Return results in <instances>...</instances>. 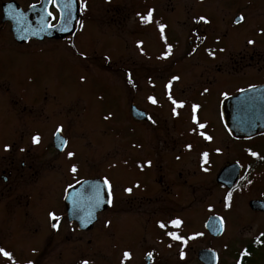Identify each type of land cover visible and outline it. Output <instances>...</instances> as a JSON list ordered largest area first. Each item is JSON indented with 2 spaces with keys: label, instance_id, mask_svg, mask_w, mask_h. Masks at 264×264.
<instances>
[{
  "label": "flooded vegetation",
  "instance_id": "1",
  "mask_svg": "<svg viewBox=\"0 0 264 264\" xmlns=\"http://www.w3.org/2000/svg\"><path fill=\"white\" fill-rule=\"evenodd\" d=\"M7 1H14L21 10H26L41 2H48V12H51L53 16L50 25L54 26L58 21L59 11L51 0H1L0 30L8 25L11 32L10 22L2 21V5ZM81 1L79 23L74 33L58 39L29 38L19 43L11 32L13 41L17 45H25L29 41L64 40L72 37L79 29ZM210 1L181 0L180 2L189 3L190 6L197 3L198 7H205L203 4ZM214 1L220 2L221 0H212ZM140 2L141 8L135 18L139 32L142 34L140 44L145 48L142 47L138 55V63L142 69L137 81L130 75L128 69L124 76L126 90L122 94V102L127 121L122 141L121 184L113 185L109 182L108 170L114 163L113 161L107 162L104 175L98 176L95 173L98 144L94 136L98 128L96 123L89 125L92 132L89 139L82 136L84 134L81 131L86 129L83 125L70 123L72 129H69L70 133H66L63 132L64 127L60 122L50 130L47 135L50 140L47 138L45 142L41 140L42 133H37L34 129L31 130L33 131L30 134L31 140L24 145L17 146L15 144L17 141L12 138L7 150L11 158L4 168H0L2 173L0 176L4 183L13 182L15 184L13 174L17 170V165L12 158L20 160L21 169L27 167L30 173L37 174L40 170L45 173L46 192L44 191L43 195L55 201L49 205L48 209L46 208L45 230L41 232L43 235L42 255L47 264L51 263L52 258L56 260V264L72 263L77 256L81 260H87L88 264H158L155 247L147 245L149 237L142 234L143 231L146 233L148 228L145 222L148 216H153L160 210L192 211L193 197L190 194L194 189L193 179L209 176L216 167L215 162H223L220 168L217 169L218 166L215 168L214 174L218 170L215 181L217 174L225 165L229 163L240 165L239 177L231 188L216 181L227 192L240 188L241 179L247 170L253 168V163L260 162L259 159L264 162V157L260 158L261 155L251 147L248 148V152H251L249 159L245 161L247 166H244L238 159L242 153L240 143L260 137L264 135V131L248 136L237 134L228 127L223 116L222 102L225 99L250 86L264 83L261 81L242 86L237 85L235 89L226 91L227 83L235 80V75L239 73L245 58V56L242 57L237 47L240 46L241 35L236 27L243 23L242 14L237 12L233 19L214 11L202 10L185 14V12L175 11L173 7H170V0L166 2L167 6L164 7L166 10H160L164 0H141ZM149 9L153 10L151 22L142 23L141 16L146 15ZM121 11L112 5L107 13L119 14L118 22L123 25V29H126L128 16ZM200 17L205 19L200 20ZM109 19L114 18L109 17ZM159 24L165 26L163 32L158 27ZM231 30H234L235 37H232V43H227L225 34ZM260 33L261 29L254 34L253 43L246 40L247 44L264 45V41L258 38ZM167 45H171V53L164 56L163 53L168 51ZM230 47L238 48L236 54L238 60L233 59L229 62L228 66L233 71L226 73L222 54L225 50L232 49ZM213 52L214 55L210 54ZM255 58H257L256 62L264 59L260 56L255 57L253 54L249 55L250 60H255ZM173 76L178 79L172 80ZM169 81H171L170 85ZM148 97H154L156 102H151ZM40 98L41 96L33 98L37 100L34 101L36 103L32 102L31 107L42 103ZM172 100L183 101V105H174ZM193 105L198 106L195 110L197 118L195 122L193 121ZM174 107L175 114H173ZM199 124H204V128H199ZM29 127L34 128L32 123H29ZM42 127L47 129L45 124ZM58 128L59 132H57ZM39 134V142L33 143V136H39ZM58 134L63 137L61 148L55 145V137ZM205 136H210L211 139H206ZM15 145L19 148H15ZM109 146L113 144L110 143ZM229 148H234L238 156L225 159L226 149L229 150ZM17 152H21L22 155L18 156ZM24 152L27 153L24 154ZM37 152H42V154H37L35 157ZM69 152L73 153L71 157L68 155ZM253 152L256 155H252ZM203 153H207V157H204ZM53 160L60 162V168L62 165L64 167L60 172L57 171L50 175V171H56V168L51 169ZM72 165L76 166L75 173L70 171ZM80 170L82 172L79 174ZM57 177L56 182L54 179ZM98 178L102 181L107 179L109 182L106 185L107 204L104 208L98 210L101 203H99L97 183L92 184L88 190L77 192L74 197H65L67 189L70 188L69 185L73 187L84 180ZM54 184H59L55 187L56 191L53 190ZM9 187L12 189V185ZM126 189H131V191H126ZM26 199L29 201L28 196ZM26 203L29 204V202ZM68 206L76 208L79 220L70 217L67 211ZM94 209L98 210L95 213V220L90 227H82L87 224L86 218ZM49 212H54L59 220H52L48 215ZM16 214L18 216V211ZM22 216L25 219L30 217L27 211ZM188 219L190 220L191 217ZM170 221L167 219V223ZM158 222L154 228L158 227ZM52 223H57V227L53 228ZM169 225L172 224L169 223ZM172 226L176 230V226ZM119 233L125 234L121 246L114 241ZM177 241L170 236L167 244L172 246ZM99 243L106 244L105 249L109 255V260L102 261V263L97 260L98 256H96ZM180 244L182 245L183 242L180 241ZM125 251L130 253L129 258L124 257ZM149 252L152 253L151 257L147 256ZM88 255L90 256L87 258ZM75 264L81 263L76 262Z\"/></svg>",
  "mask_w": 264,
  "mask_h": 264
},
{
  "label": "rangeland",
  "instance_id": "2",
  "mask_svg": "<svg viewBox=\"0 0 264 264\" xmlns=\"http://www.w3.org/2000/svg\"><path fill=\"white\" fill-rule=\"evenodd\" d=\"M117 1L82 0L79 29L64 40L29 41L25 45H17L8 25L0 30V168H4L11 158L4 145H9L12 138L17 141V146L24 145L31 140V130L34 129L42 133L41 140L45 142L50 130L60 122L66 133L72 129L70 123L83 125L86 129L81 131L82 136L89 139L92 133L89 125L96 123L98 128L94 136L98 144L95 173L104 175L107 162L113 161L115 164L112 163L108 170L109 182L113 185L121 182L122 141L127 121L122 102V94L126 90L124 76L128 69L137 81L142 69L138 55L145 47L140 44L142 34L135 18L140 11L141 0ZM164 1L160 10H166L164 7L168 0ZM170 1V7L185 14L214 11L233 19L237 12L241 13L244 18L243 23L236 27L241 35V43L237 47L245 58L235 80L227 83L226 91L235 89L237 85L264 81V59L259 62H256L257 58L249 59L250 54L264 58V45L247 44L255 40L254 34L259 29L261 33L258 38L264 41V0H211L203 4L205 7H198L197 3L190 6L189 3H181V0ZM112 5L128 16L126 29L118 22L119 14L107 13ZM233 31L225 34V42L232 43V37H235ZM238 48L234 51L227 49L222 54L226 73L233 71L228 65L233 59L238 60ZM39 96L42 103L31 107L32 102L36 103L34 101L37 100L33 98ZM29 123L34 128L29 127ZM43 124L47 129L42 127ZM110 143L113 146L110 147ZM16 145L15 148H19ZM240 146L242 153L238 159L244 166H247L245 161L249 159L250 147L261 155L260 158L264 157V135L242 142ZM233 149H226L225 159L238 156ZM16 154L22 155L21 152ZM37 154L42 152H37L35 157ZM12 159L17 165L13 174L15 184L2 182L0 176V248L12 254L15 264H27L28 261L47 264L42 255L41 232L45 230L46 208L55 201L43 195L46 192V178L42 170L37 174L30 173L27 167L20 168L19 159ZM259 161L247 170L240 188L232 192H227L216 183L218 170L215 174L214 171L223 162H215L216 167L209 176L193 179L194 189L190 194L193 197L192 211L160 210L145 219L148 228L142 234L149 237L146 244L155 247L158 264H205L198 258V252L202 249L214 251L216 259L213 264L242 263L249 244L264 234V212L254 211L248 206L251 199H264V162ZM63 167L60 168L58 160H53L51 169L56 168V171L49 174L60 172ZM54 181L57 182L58 177ZM59 184L53 185L54 191ZM10 185L12 189H9ZM25 211L30 216L28 219L22 216ZM212 214L222 217L224 221V231L217 237L210 235L204 226L207 217ZM167 219L180 221L176 230L167 223ZM158 220L165 227L161 228L158 223V227L154 228ZM169 232H178L184 239H177L176 243L168 246ZM124 235L119 233L118 238L114 239L118 246H121ZM105 245H98L96 256L100 263L109 260ZM72 261L66 264L84 260L77 256ZM0 264H13V261L0 255ZM50 264H56V260L52 258ZM242 264H264V238L261 246Z\"/></svg>",
  "mask_w": 264,
  "mask_h": 264
},
{
  "label": "water",
  "instance_id": "3",
  "mask_svg": "<svg viewBox=\"0 0 264 264\" xmlns=\"http://www.w3.org/2000/svg\"><path fill=\"white\" fill-rule=\"evenodd\" d=\"M55 5L59 11V17L54 26L50 25L53 16L48 14V2H41L26 10H21L14 1L4 2L2 5V21L10 22L13 37L19 43H23L29 38H63L77 30L80 0H57ZM222 109L228 127L235 133L248 136L264 131V83L250 86L240 93L225 99L222 102ZM55 141V145L61 148L63 137L58 134L55 137ZM239 173L240 165L238 163H229L219 171L216 181L227 188H231L236 183ZM95 183H97L99 203H101L98 210L102 209L107 204V186L104 180L102 181L100 178L84 180L68 188L65 197H74L77 192L88 190ZM73 206H68L67 211L72 219L79 220L76 215V208ZM248 206L254 211L264 212V199H251L248 202ZM98 210L94 209L88 215L86 218L87 224L82 227H90ZM204 226L207 232L214 237L221 235L224 230L222 217L215 214L207 217ZM198 258L205 264H213L215 262L214 251L210 249L200 250Z\"/></svg>",
  "mask_w": 264,
  "mask_h": 264
},
{
  "label": "snow or ice",
  "instance_id": "4",
  "mask_svg": "<svg viewBox=\"0 0 264 264\" xmlns=\"http://www.w3.org/2000/svg\"><path fill=\"white\" fill-rule=\"evenodd\" d=\"M51 2H52V3H56L57 0H51ZM82 7H83V5H82ZM152 12H153V10H152V9H149V11L147 12L146 15L141 16V22H142V23H150V22H151V18H152ZM48 14L51 15L52 13L49 12ZM138 15H139V14H138ZM199 19H200V20H204L205 18H204V17H200ZM241 19H242V17H241ZM158 27H159V28L161 29V31L163 32V29H164L165 26L162 25V24H159ZM249 43H253V42H252V41H249ZM167 49H168V51H166L165 53H163L164 56H167V55H169V54L171 53V45H167ZM210 54H213V55H214V52H213V53H210ZM81 55H84V54L81 53ZM81 79L83 80L84 77H81ZM177 79H178V77H176V76H173V77H172V80H177ZM129 82L131 83V79H129ZM170 84H171V81H169V85H170ZM225 95H226V94H225ZM169 98L171 99V97H169ZM148 99H149L151 102H153V103L156 102L154 97H148ZM172 103H173L174 105H180V106L183 105V101L172 100ZM197 107H198V106L193 105V113H194V114H193V121H194V122H195L196 119H197V118H196V115H195V110H196ZM175 112H176V109H175V107H174V108H173V114H175ZM149 119H151V118L149 117ZM198 127L202 129V128H204V124H199ZM59 131H60V129L58 128V129H57V132H59ZM201 134L203 135V133H201ZM205 138H206V139H209V140L211 139L210 136H205ZM32 141H33V143H37V142H39V136H38V135L33 136ZM189 147H190V146H189ZM8 148H9V145H5V150H8ZM68 155H69V157H71V156L73 155V153L69 152ZM252 155H256V153H252ZM203 156H204V157H207V153H203ZM147 163H150V162H147ZM70 171L73 172V173H75V172L77 171L76 166H75V165H72ZM104 183H105L106 185L109 184V182L107 181V179H105ZM69 187H71V185H69ZM109 188H110V185H109ZM126 191H131V189H126ZM110 195H111V192L109 191V196H110ZM230 196H231V193L228 194V197H230ZM48 215H49V217H50L52 220H54V221H58V220H59V217H58L54 212H49ZM158 223H159V226H160L161 228L165 227V224H164L163 222H158ZM169 223L172 224V225H174V226H179L180 221H179L178 219H175V220L170 221ZM52 227H53V228H56V227H57V223H52ZM168 235L171 236V237L174 238V239H180V240H183V239H184L183 237L179 236V235H178L177 233H175V232H169ZM197 235H199V234H197ZM262 235H264V234H262ZM257 242H259V238H257ZM244 254H246V253H244ZM0 255H2V256L5 257V258H8L9 260H12V261H13V264H15L14 257L12 256V254H11L10 252L6 251V250L3 249V248H0ZM123 255H124L125 258H129V257H130V253L127 252V251H125ZM181 255L183 256V252L181 253ZM147 256H148V257H151V256H152V253H151V252L147 253ZM27 264H32V262H31V261H28ZM81 264H88V261H87V260H84V261L81 262ZM237 264H240V262L238 261Z\"/></svg>",
  "mask_w": 264,
  "mask_h": 264
},
{
  "label": "trees",
  "instance_id": "5",
  "mask_svg": "<svg viewBox=\"0 0 264 264\" xmlns=\"http://www.w3.org/2000/svg\"><path fill=\"white\" fill-rule=\"evenodd\" d=\"M259 238V242H257V239L253 240V243L249 244L246 255L243 256V261H246L256 250V248L260 247L264 238V235H261ZM241 263V264H242Z\"/></svg>",
  "mask_w": 264,
  "mask_h": 264
}]
</instances>
